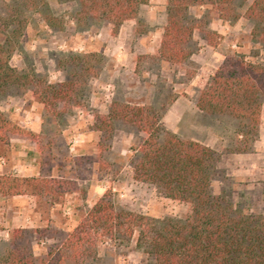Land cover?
Returning <instances> with one entry per match:
<instances>
[{
	"label": "trees",
	"instance_id": "trees-1",
	"mask_svg": "<svg viewBox=\"0 0 264 264\" xmlns=\"http://www.w3.org/2000/svg\"><path fill=\"white\" fill-rule=\"evenodd\" d=\"M58 1L75 2L73 18L84 23V27L92 22H108L113 24L115 34L126 21L138 18L140 7L150 2ZM210 5L223 20H251L253 40L264 45V0H253L244 13L238 10L241 5L237 0H167V24L155 58L186 66L198 51L194 41L197 30L205 31L209 44L216 45L209 38L213 32L206 28L208 23L190 13L192 7ZM31 14H38L51 29L60 25L49 0H10L0 6V99L30 91L48 110L58 111L59 104L71 101L81 105L82 87L91 76L99 74L103 55L70 53L67 59L72 73L58 83L35 70L12 66L11 59ZM196 105L203 113L231 123L233 135L223 152L165 129L161 113L153 106L115 101L100 124L108 139L117 122L145 134L131 147L133 178L152 185L160 196L187 204L186 217L156 218L129 211L116 204L109 189L65 238L51 244L41 257L35 256L30 244L19 243L28 229H17L8 250L0 253V264H102L101 244L124 245L133 240L145 254V264H264V212H247L234 203L232 191L216 194L213 189L215 180L228 176L219 167L223 153L255 151L264 106V63L237 52L225 56L201 89ZM33 135L0 109V142L9 144L12 138ZM73 185L67 179L0 175L3 196L32 194L51 204Z\"/></svg>",
	"mask_w": 264,
	"mask_h": 264
},
{
	"label": "rangeland",
	"instance_id": "rangeland-1",
	"mask_svg": "<svg viewBox=\"0 0 264 264\" xmlns=\"http://www.w3.org/2000/svg\"><path fill=\"white\" fill-rule=\"evenodd\" d=\"M9 1L0 0V6L3 2ZM156 1V4H162V0ZM237 2L241 5L238 10L244 13L253 0H237ZM49 3L60 25L58 22V28L51 29L38 14H31L25 34L11 59L12 66L20 70H35L47 76L50 82L58 83L72 73L73 67L69 65L67 59L70 53H99L104 58L98 64L99 74L91 76L87 81L88 84L82 87L84 91L81 105L71 101L67 104H59L58 111L48 110L30 91L24 95L0 99L2 109H11L10 112L6 109L4 113H7L9 118L12 116L10 119L26 130L29 129L25 125L30 124L32 120L29 113L32 104L38 102L42 105L36 104L33 107L41 113L44 132L25 138H12L9 144L0 142V160L4 161L7 169L10 170L7 175L13 173L17 176L20 172L17 168H13L14 164L24 166L26 159L32 157L44 166L43 171L47 175H52V169L59 167V177L50 178L67 179L74 183L73 188L54 204L46 198L38 199L33 195L36 201L35 210L29 213L28 228H8L6 224L0 223V253L8 250L17 229H28L29 232L19 240V243L30 244L35 256L41 257L51 244L62 241L78 224L81 217L109 189L113 191L116 204L132 212L156 218H184L189 213L187 204L160 196L152 185L134 180L133 167L130 163L133 156L131 147L141 141L145 136L144 133L122 122L116 123L110 139L107 138V133L100 130L102 117L109 113L112 103L124 102L114 98L117 91L114 81L99 79L108 64L114 63L112 59L116 60L115 63L122 59L124 46H119L117 52L111 51L109 55L104 54L102 48L92 50L94 48L91 46L95 45L96 40L104 46L108 45L109 41L105 36L108 34V22H92L87 28L84 27V23L73 18L77 8L75 2L61 3L58 0H49ZM199 14L201 17L198 18ZM191 15L208 23L206 28L213 32L209 38L216 43V45L209 44L206 32L197 30L194 41L198 51L195 54L203 53L205 56L207 53L204 48L206 45H212L219 46L225 56L237 52L246 55L250 60L264 63V45L253 40L251 20L244 17L236 22L223 20L211 5L205 9L194 10ZM218 18L223 23V27H219L221 33L212 29V22ZM48 28L51 31H48ZM145 28L140 20L139 31ZM113 30L112 36L116 35ZM128 39L131 40L130 36ZM114 43L117 47L118 42ZM155 56L138 55L133 76H128L124 70L118 72H121L127 82L139 77L148 85L146 91L150 94V100L145 96V98L134 97L131 101L153 106L161 113V124L166 129L162 120L169 106L179 96L187 95L186 90L190 92L193 98L191 101L196 105L201 89L210 78L211 66L206 64L204 69H201L202 64L190 61L184 67L171 64L162 68L158 65L159 61ZM118 72L116 74H119ZM195 107L197 108V105ZM194 119L205 127H200L193 135L204 138L223 152L233 135L231 123L200 110L196 112ZM183 134L186 139L192 133L185 130ZM258 141L256 143L264 157V130L263 137L260 130ZM230 154L233 153H223L222 158L229 159ZM224 170L228 176L227 178L222 176L214 181V192L220 194L222 191H232L234 203L240 204L245 211L264 212V174L242 176L243 179L247 177L249 180L241 181L233 177L231 171ZM1 213L6 217V210ZM99 257L102 264H145L146 261L145 254L136 247L135 240L124 245L111 242L101 244Z\"/></svg>",
	"mask_w": 264,
	"mask_h": 264
},
{
	"label": "crops",
	"instance_id": "crops-1",
	"mask_svg": "<svg viewBox=\"0 0 264 264\" xmlns=\"http://www.w3.org/2000/svg\"><path fill=\"white\" fill-rule=\"evenodd\" d=\"M156 2V0H150L148 4L142 5L140 7L138 18L126 21L121 26L118 33L114 36H112V30L114 26L113 24L108 23V34L105 35L106 40L109 41L108 45L104 46V44L102 45L100 41L96 40L95 45L91 46L94 48L92 50H100L102 48L104 50V54L107 55H109L111 51L117 52L119 50V46H124L125 51L122 53V59L117 61V63H115L116 60L112 59L114 63H109L108 67L106 68V71H104L99 78L102 81H114L117 87L116 95L114 96L116 100H122L124 102L132 104H141V102L131 101L132 98H145V96L147 99L150 98V94H148V91H146L148 85L145 82H143L139 77L137 79L132 78L133 81L127 82V79H124V77L120 74L121 72L118 71L124 70V72H126L128 76H133L135 75V70L137 67L138 55L158 54L162 42V37L164 34V29L167 24V0H162V4L160 5L156 4ZM206 7L207 6L192 7L190 8V13L197 9H205ZM197 16L199 18L201 17V14ZM140 20L146 27L142 31H139ZM219 27H223V23L222 20L218 18L217 20L212 22V29L217 30L219 33H221ZM48 31H51V29L48 28ZM196 35L197 31H195L194 36ZM110 36H112L111 39H109ZM128 36H130L131 40L128 39ZM114 42H118L117 47L115 46ZM204 49L206 51L205 53H207L205 56L203 55V53L194 54L191 58V61L200 65L202 64L201 69H204L206 64L210 65L211 73L209 76H211L215 73V71L225 59V54L220 50L219 46L215 47L212 45H206V48ZM158 61V65L162 68L171 66V64L168 62L161 60ZM117 72L119 74H116ZM185 93L187 95L179 96L169 106L162 120L164 126L166 127V129L181 136L182 138H184L183 132L185 130L190 131V133L192 134L190 136H187L186 139L197 140L199 142H202L203 144H206L216 149V147H214L210 142H208L204 138L193 135L194 131H198L200 127L202 128L205 126H203L202 124L200 125L194 119L195 114L196 112H199V109L198 107H195L196 105H194V101H191V99L193 100V98L190 95V92L186 90ZM32 99L34 100V98ZM36 104H38L39 106L41 105L38 102H34L32 105L34 106ZM33 106L31 107L32 110L29 112L32 120H30V124L28 123L25 126L34 134H38L44 132L42 116L41 113H39L38 110H36ZM6 109L9 112L11 111V109ZM6 109L1 108L3 112H6ZM11 114L13 113L11 112ZM10 118H12V116H10ZM263 124L264 106L262 110V137L264 130ZM259 142L261 141H258V143ZM258 143H256V151L254 153L230 154L228 155L229 159L225 157L221 159V161L219 162V167L221 169L231 171L232 176L241 181L249 180V178L247 177L243 179L242 176H251L254 173L264 174V157H262V154L260 153L261 150L257 145ZM13 168H17L19 170L20 173H18L17 176L20 177H59L58 172L60 171L59 167H54L52 169V175H47L43 171L44 166L40 165V163H37L36 159H32V157L26 159L24 166H21L20 164H14ZM9 171L10 170L7 169L5 162L0 160V175L8 174ZM35 202L36 201L34 199V196L31 194L8 197H4L0 194V223L2 225L6 224L8 228H28L30 222L29 213L31 210H35ZM5 210L7 212L6 217H4L1 213V211L5 212Z\"/></svg>",
	"mask_w": 264,
	"mask_h": 264
}]
</instances>
